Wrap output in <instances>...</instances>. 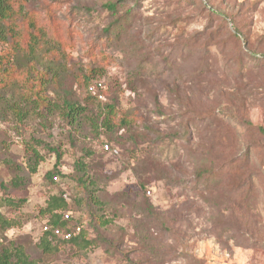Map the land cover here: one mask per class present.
Instances as JSON below:
<instances>
[{"label":"rangeland","instance_id":"1","mask_svg":"<svg viewBox=\"0 0 264 264\" xmlns=\"http://www.w3.org/2000/svg\"><path fill=\"white\" fill-rule=\"evenodd\" d=\"M52 1L29 0L27 8ZM62 1L53 12L55 32L60 37L70 29L73 40L57 58H45L54 78L48 96L56 103L72 98L84 104L87 95L78 76L105 77L107 103L135 113L140 122L129 133L120 132L123 139L114 136L109 142L89 124L73 129L60 113L41 109L21 122L16 110L26 107L22 84L1 92L0 210L23 224L10 238L47 264H264V135L259 130L264 129V0H140L138 8H120L119 15L127 9L135 13L127 33L101 44L97 38L114 22L102 6L117 0ZM157 26L163 27L160 42L139 49L136 41ZM148 55L156 62L137 71ZM165 58L171 68L159 65ZM188 122L187 141L168 138ZM34 141L59 148L65 175H72L81 159L90 165L103 203L95 212L113 221L106 230L96 225L109 244L87 255L66 247L44 256L37 249L35 235L46 221L40 210L51 196L64 194L75 218H87L89 209L74 202L84 194L71 178L46 180L57 161L49 148L39 147L45 161L30 174L27 143ZM106 142L114 148L103 150ZM247 151L250 163L238 164L214 185L199 182L197 168L235 164ZM9 160L25 178L22 187L8 191L14 199H26L17 213L1 205V184L17 174ZM249 188L246 209L241 199ZM89 223L85 228L97 238Z\"/></svg>","mask_w":264,"mask_h":264},{"label":"trees","instance_id":"2","mask_svg":"<svg viewBox=\"0 0 264 264\" xmlns=\"http://www.w3.org/2000/svg\"><path fill=\"white\" fill-rule=\"evenodd\" d=\"M27 2L29 0H0V93L15 89L19 83L22 84L25 90L24 102L26 107H19L16 110V116L21 122H24L42 109L52 114L60 113L65 122L75 130H82L86 127L85 125L89 124L94 133L98 134L99 137H107L109 142L115 141L114 136L123 139L124 134H118L122 131L125 134L131 132L138 125L140 119L135 113L120 110L115 102L107 103L105 77H96L89 74L78 76L79 84L87 95L84 104L72 98L65 99L63 103H56L48 96L54 78L51 76L52 71L48 69L51 66L45 63V58L47 56L57 58L61 55L67 44L73 40L71 35L73 31L69 29L68 33H60V37L56 35V22L53 12L55 9L61 8L62 0H53L51 3L38 5L32 9L27 8ZM139 2L140 0H117L105 3L102 6V9L114 18V22L103 31L105 35L97 38L100 39L98 44H101L105 38L111 42L113 34L121 36L127 33L128 29L133 26L135 13L133 10L127 9L122 15H119L120 8H125L130 4L138 8L140 6ZM84 12L91 13V10L84 8ZM162 29V26H157L155 31L146 36V39L141 42L136 41V45H139V49H143V43L147 42L149 45H154L156 42H160L162 37L160 31ZM94 46L96 47L95 44ZM159 51L160 49H156L154 52L158 53ZM155 60L156 58H151L150 55L142 57L137 65V71L144 72V69L147 70V67L144 66L156 62ZM258 62L263 61L258 60ZM160 64H167V68H171L167 58L163 59ZM41 69L43 70L41 71ZM153 72L151 71V73ZM99 83L102 84L101 88L98 87ZM91 87H94V92L90 91ZM1 118L3 117L0 115V121L2 122ZM180 125L181 123L179 127ZM189 128V122L183 124L184 131L171 134L168 138L170 140L180 138L187 141L190 134ZM259 130L264 135V129L260 128ZM149 131L152 130L149 129ZM153 132L157 135V138H163L160 131L155 130ZM109 142L102 145L103 150H106V146L108 147L106 151L114 148ZM27 146H29L27 151L30 174H36L40 165L45 161V156L41 153L39 147L49 148L50 151L55 153L57 161L54 169L47 173L46 180L51 184H55L58 178H71L84 194L82 199L75 197L74 202L79 207L84 204L89 209L86 211L87 218H75L72 213V218L65 220V213L71 210L65 195L61 193L51 196L45 207L40 210V216L46 219L45 222L51 228H60L67 232L80 226L81 232L65 241L56 237L52 232L42 233L40 226L35 237L37 238V249L42 255L55 256L66 247H71L77 252L87 255L92 248L109 244L108 238L99 232L100 230L96 228V225L98 224L99 229L106 230L108 226L112 225L113 221L105 218V215L100 216L95 212L96 207L103 210V203L99 201L96 195L98 191L97 182L90 175V165L84 159H81L75 163L72 175L68 176L62 173V152L59 148H51L41 141L29 142ZM86 153L87 156L93 154L89 150ZM242 162L250 163V151L244 154L243 161L236 160L235 164L233 162L223 163L217 169L197 168V178L199 182L203 181L202 183L205 185H214L215 181L218 182V178L227 175L233 171V168L239 167L238 164ZM6 164L17 174L8 184H1V189L4 192L1 205L9 213L21 212L26 204V199H14L8 196V191L10 188H20L24 185L25 178L20 175L22 168L11 160L6 161ZM249 190L250 188L245 191L244 197L241 199L246 209H250L251 206ZM90 208L93 213L90 212ZM88 223L96 231L98 230L97 238L90 237L89 231L85 228ZM21 227H23V224L20 220L7 216L0 210V264H47L42 259L32 258L24 245L10 238L9 233L11 231L15 232Z\"/></svg>","mask_w":264,"mask_h":264},{"label":"built area","instance_id":"3","mask_svg":"<svg viewBox=\"0 0 264 264\" xmlns=\"http://www.w3.org/2000/svg\"><path fill=\"white\" fill-rule=\"evenodd\" d=\"M98 87L101 88L102 87V84L99 83L98 84ZM90 91L94 92V87H91L90 88ZM100 98H102V96H100ZM0 127H2V122L0 121ZM106 150H108V147L106 146L105 147ZM72 218V212H67L65 213L64 215V219L65 220H69ZM41 232L42 233H48V232H52L56 237H58L59 239H62V240H65V241H68L72 238L73 235L75 234H78L81 232V227L78 226L76 227L73 231H64L60 228H51L47 222H44L42 225H41Z\"/></svg>","mask_w":264,"mask_h":264}]
</instances>
